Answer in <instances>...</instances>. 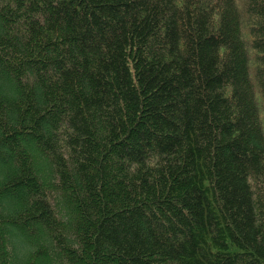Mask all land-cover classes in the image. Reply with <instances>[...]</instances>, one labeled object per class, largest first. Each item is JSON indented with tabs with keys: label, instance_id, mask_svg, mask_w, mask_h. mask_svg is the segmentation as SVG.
Masks as SVG:
<instances>
[{
	"label": "trees",
	"instance_id": "trees-1",
	"mask_svg": "<svg viewBox=\"0 0 264 264\" xmlns=\"http://www.w3.org/2000/svg\"><path fill=\"white\" fill-rule=\"evenodd\" d=\"M0 264H264V0H0Z\"/></svg>",
	"mask_w": 264,
	"mask_h": 264
}]
</instances>
